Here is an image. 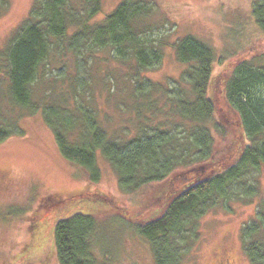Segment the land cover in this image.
I'll return each mask as SVG.
<instances>
[{"label":"trees","instance_id":"trees-1","mask_svg":"<svg viewBox=\"0 0 264 264\" xmlns=\"http://www.w3.org/2000/svg\"><path fill=\"white\" fill-rule=\"evenodd\" d=\"M9 1L0 0V14ZM99 9L100 0H34L0 48V142L19 131L17 121L3 115V103L8 112L40 110L60 154L84 167L92 182L100 178L101 154L123 191L140 192L132 210L96 192L70 200L55 197L59 215L50 233L59 264H122L99 240L107 221L115 224L117 238L125 229L142 238L153 264H187L184 258L200 238V220L206 213L258 194L256 174L264 169L262 57L228 61L214 75L211 45L189 35L172 44L153 35L160 21L150 1L122 0L94 20ZM251 14L264 33V0L252 4ZM165 45L174 49L183 70L163 90L144 73L160 65ZM103 50H109L113 60L134 66L129 96L137 123L129 137L109 134L85 92L87 79H92L90 67ZM57 63L59 80L45 77V70ZM43 79L52 91L40 93ZM158 92L168 106L167 116L176 114L177 120L141 116L143 110H154L153 94ZM223 122L227 129L230 125V139L217 151L216 134L226 133ZM46 199L31 215L29 241L19 259L47 242L48 224L41 214L50 205ZM256 207L241 237L250 261L264 264V200ZM104 214L110 218L101 219Z\"/></svg>","mask_w":264,"mask_h":264},{"label":"rangeland","instance_id":"rangeland-1","mask_svg":"<svg viewBox=\"0 0 264 264\" xmlns=\"http://www.w3.org/2000/svg\"><path fill=\"white\" fill-rule=\"evenodd\" d=\"M121 1L100 0V9L94 20L104 17ZM148 1L157 11L156 21H160L153 35L171 44L177 38L189 35L211 45L216 55L214 75L228 61L243 56L257 55L262 57L259 62L264 63V33L251 14L252 4L256 0ZM33 2L9 1L7 8L0 14V48L27 16ZM97 54L98 61L90 67L92 79H87L85 91L89 96V104L109 134L118 138L129 137L135 132L137 123L135 106L129 96V80L134 66L132 63L123 65L113 60L109 50ZM59 66V63L50 65L45 70V77L59 80ZM182 70L183 65L177 60L174 49L165 45L160 65L144 74L159 83L164 90L180 77ZM46 80L39 83L40 93L52 91L51 84ZM60 86L66 87V83L60 82ZM160 96L161 92L153 94L156 100L154 110H143L141 116L147 113L152 121L164 118L177 120L176 114L167 116L168 106L163 105L165 100ZM5 105L3 103L1 106L3 115L15 119L19 131L0 142V264H59L50 233L51 225L59 215L56 198L70 200L77 194L96 192L104 195L106 200L112 199L118 205L132 210L138 205L140 192L123 191L118 184L117 173L101 154L97 159L100 178L92 182L84 167L60 154L53 132L43 120L40 110L34 113L27 110L8 112ZM218 118L221 119L220 116ZM223 123L222 129L226 133L216 134L217 151L222 150L224 142L230 139V125L227 129ZM256 180L258 194L252 200L234 201L228 209L215 207L201 218L200 238L185 256L184 263L215 264L220 256L230 255L239 264H253L244 251L241 230L254 217L257 203L264 200V169L256 174ZM46 197L50 205L41 214L48 224L47 242L19 259L23 246L29 241V227L33 224L31 215L42 200L47 201ZM105 215L101 219L110 218ZM107 223L99 240L103 247L113 249L117 263L153 264L149 246L142 238L127 229L120 232L122 234L117 238L115 224Z\"/></svg>","mask_w":264,"mask_h":264},{"label":"flooded vegetation","instance_id":"flooded-vegetation-1","mask_svg":"<svg viewBox=\"0 0 264 264\" xmlns=\"http://www.w3.org/2000/svg\"><path fill=\"white\" fill-rule=\"evenodd\" d=\"M215 264H239V263L237 262L235 257L226 255L223 257L220 256L216 260Z\"/></svg>","mask_w":264,"mask_h":264}]
</instances>
